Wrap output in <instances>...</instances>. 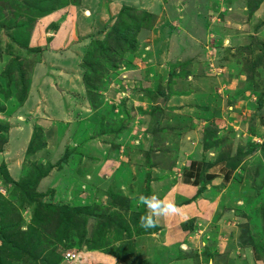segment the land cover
<instances>
[{"label":"rangeland","instance_id":"obj_1","mask_svg":"<svg viewBox=\"0 0 264 264\" xmlns=\"http://www.w3.org/2000/svg\"><path fill=\"white\" fill-rule=\"evenodd\" d=\"M263 7L264 0H0L2 264L85 263L98 250L122 264H229L215 252L160 250L151 234L159 225H139L148 212L139 197L157 196L185 137L238 170L233 216L244 211L237 201L250 204L253 191L264 190L255 188L264 187ZM125 23L134 28L128 37ZM56 33L66 39L61 47L52 44ZM112 35L113 52H95ZM154 41L162 59L151 55ZM50 79L49 94L55 84L75 103L44 114L38 102L30 114L17 110ZM240 219L231 243L244 247L255 232L264 263V233L244 213Z\"/></svg>","mask_w":264,"mask_h":264},{"label":"crops","instance_id":"obj_2","mask_svg":"<svg viewBox=\"0 0 264 264\" xmlns=\"http://www.w3.org/2000/svg\"><path fill=\"white\" fill-rule=\"evenodd\" d=\"M115 3L116 1H112L110 2V6L104 5L107 9L103 12L106 13L109 9L111 10ZM149 11L152 10L149 9ZM262 11H264V7L260 13H262ZM96 15L97 14L93 16L94 19L92 17L95 22L91 19L94 26L97 25L100 18V15ZM65 40V38H62L61 35L56 33L52 44H54L55 47L58 45L61 47L65 43ZM152 48L153 54L151 55L155 58L162 59L163 57L160 55L161 47L159 42H152ZM164 62H166V60H164ZM60 64L62 65V63ZM66 76H68V74L64 71L63 76H60V78L64 79L63 82H66ZM56 81L61 83L57 79ZM51 84L52 82L50 79L43 85L45 86L44 88L46 91L43 90L42 87L38 86L36 91L37 95L32 90L35 89L33 86L29 90V95L25 103L18 107L16 105L17 110L27 108L26 111L30 114V110L36 109L34 106L35 103L38 102L41 107L39 112L42 113V110L44 109H61L63 102L75 103V100L69 99H74V97L69 94L71 90L67 89L68 91H61L55 84H53L54 91H50L49 94L46 86ZM65 96H68V100L66 99V101ZM50 112H52V110L48 113ZM44 113L45 112H43V114ZM58 114L60 115L59 111L56 113V116ZM17 119H20V117H17ZM24 119L25 117H22L23 121ZM47 124L49 123L47 122ZM21 129L22 128L19 129L20 135H24L25 132ZM22 131L24 132L23 134ZM188 138L189 137H185V144L182 143L183 145L180 146L179 153L173 154L172 162L166 167L167 170L165 169L168 175L167 177L160 179L154 193L158 198L164 200L165 202H172L177 211L174 214L156 218L159 228L157 231L151 233L152 238L154 240L156 239L155 241L158 244L160 243V250H168V252L170 251L171 253L172 251L182 253L184 251L191 252L194 250L198 252L205 251L206 253L215 252L227 257L226 263L229 264H242V261H246V259L249 263L258 264L257 262L261 261L260 251L257 250L258 248H255L252 245L253 243H246L244 244V247H242L241 241H239L240 243H237L236 245L235 241L238 239L231 243L233 238L230 237V234L238 228L235 224H239L243 213L246 215L251 229H253L251 224L255 223L259 228L258 232L264 233V225L261 220V214L257 215V211L259 210L258 206H263L264 208V190H260L264 187L260 183L255 185V188H259L261 193L258 192L255 194L257 191H253L254 195L251 197V202L249 203L252 204V200L255 199L253 206H256V208H253L252 205L246 202L237 201L236 204L238 206H244L242 207L244 211L242 213L240 211L236 212L234 217L231 212L235 211L236 208L232 210V207H236V205L234 204V201H231L230 199L239 194V189L237 187L233 190V187H235L233 186V181L234 178L237 177L238 170L231 169L229 163L218 159L215 154L216 152L212 150L205 151L198 143L190 145L187 141ZM23 146L24 150H26L27 140L25 139ZM245 207L249 208L245 210ZM250 208L252 210H249ZM258 212L263 213L260 211ZM252 213L257 216L255 217L254 222L251 216ZM248 232L249 234L247 233L245 235L248 236L247 241L249 238L252 239V236L256 235L255 232L254 234L251 233V230H248ZM223 237L225 238V241L227 240V244L222 248V246L220 247L219 245H223L225 243L222 239ZM162 243L164 245L163 247H161ZM227 245L230 246V248L224 251L225 248L227 249ZM87 256V261L85 263L81 261V263L75 262V264H122L120 260L112 258L108 254L99 250L94 252L91 251V255L87 253ZM2 260L5 261L3 258ZM214 260L215 257L209 258V264H211ZM164 261L165 259L161 264H163ZM59 264H66V262L63 260ZM172 264H179V262H173ZM183 264H191V262L190 260H186Z\"/></svg>","mask_w":264,"mask_h":264},{"label":"clouds","instance_id":"obj_3","mask_svg":"<svg viewBox=\"0 0 264 264\" xmlns=\"http://www.w3.org/2000/svg\"><path fill=\"white\" fill-rule=\"evenodd\" d=\"M139 201L148 210V212L142 215L139 220L140 227L145 230L152 229L157 226V217L168 216L177 211L172 202H165L155 195H141L139 197Z\"/></svg>","mask_w":264,"mask_h":264},{"label":"trees","instance_id":"obj_4","mask_svg":"<svg viewBox=\"0 0 264 264\" xmlns=\"http://www.w3.org/2000/svg\"><path fill=\"white\" fill-rule=\"evenodd\" d=\"M122 14V12H120V15ZM119 15V16H120ZM122 16H123V14H122ZM123 20H125V19H123ZM130 23H132V22H130ZM125 25H126V27H125V33H124V36L123 37H128V34H131V32L133 31L132 29H134L133 27H130V25L128 24V23H125ZM113 33H115L116 35H118L122 40L123 39H126V38H122V35H121V32H118L119 34H117V32L116 31H113ZM119 37L118 38H115V39H113V35H112V37H111V39H109V41H107V43L105 44V47H103V45H104V43H98V45H97V47H96V51L95 52H99V53H101V52H104V55H106V54H111V52H113L112 51V48H115L116 47V44H117V41L119 40ZM117 40V41H116ZM102 45V46H101ZM16 72H17V74L18 75H22V70H16ZM6 78L7 79H9V76H10V74H11V69H9V70H7L6 72ZM5 75V74H4ZM83 81H84V84H85V91L87 92V91H89L90 89H92L91 88V84L87 81V77L85 78V79H83ZM90 84V85H89ZM88 94V93H87ZM7 98H8V95H7ZM89 101V100H88ZM0 102H1V100H0ZM0 107L2 108L3 106L0 104ZM2 145V144H1ZM3 146V145H2ZM1 148V147H0ZM263 208V206L261 207V209ZM263 213H264V211H262ZM261 220H262V222H264V214H262L261 215ZM264 225V224H263ZM0 236H1V239H0V241H1V243H3V242H5V241H3V239H4V237H6L7 235L5 234V235H3V234H0ZM15 235L13 234V237H14ZM17 237H18V235H17ZM16 237V240L18 241V238ZM9 239H11V238H9ZM10 241V240H9ZM14 241V240H13ZM247 243H253V241H252V239L251 238H249V240L247 241ZM255 248H263V245H261V244H258L257 243V245H255L254 243L252 244ZM2 262H4L3 260H2V258H1V255H0V264H2Z\"/></svg>","mask_w":264,"mask_h":264},{"label":"built area","instance_id":"obj_5","mask_svg":"<svg viewBox=\"0 0 264 264\" xmlns=\"http://www.w3.org/2000/svg\"><path fill=\"white\" fill-rule=\"evenodd\" d=\"M65 259L72 260V259H74V255L72 256V254H70L69 252H66L65 253Z\"/></svg>","mask_w":264,"mask_h":264}]
</instances>
